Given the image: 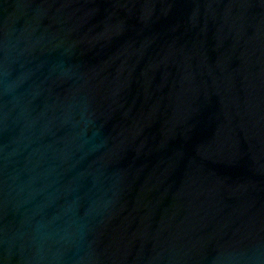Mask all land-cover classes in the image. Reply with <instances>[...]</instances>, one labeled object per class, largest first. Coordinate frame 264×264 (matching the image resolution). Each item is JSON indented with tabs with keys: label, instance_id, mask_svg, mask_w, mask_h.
<instances>
[{
	"label": "water",
	"instance_id": "obj_1",
	"mask_svg": "<svg viewBox=\"0 0 264 264\" xmlns=\"http://www.w3.org/2000/svg\"><path fill=\"white\" fill-rule=\"evenodd\" d=\"M0 264H264V0H0Z\"/></svg>",
	"mask_w": 264,
	"mask_h": 264
}]
</instances>
